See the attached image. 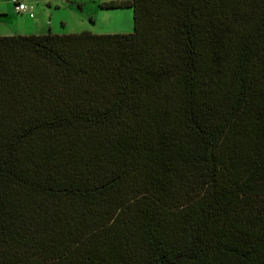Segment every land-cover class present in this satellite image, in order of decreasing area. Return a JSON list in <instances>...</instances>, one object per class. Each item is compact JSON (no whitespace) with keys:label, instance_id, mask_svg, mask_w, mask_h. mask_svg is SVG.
Here are the masks:
<instances>
[{"label":"trees","instance_id":"1","mask_svg":"<svg viewBox=\"0 0 264 264\" xmlns=\"http://www.w3.org/2000/svg\"><path fill=\"white\" fill-rule=\"evenodd\" d=\"M100 5L0 34V264H264V0Z\"/></svg>","mask_w":264,"mask_h":264},{"label":"rangeland","instance_id":"2","mask_svg":"<svg viewBox=\"0 0 264 264\" xmlns=\"http://www.w3.org/2000/svg\"><path fill=\"white\" fill-rule=\"evenodd\" d=\"M24 1L34 10V17L27 11H17L12 0H0V34L30 33L31 27L42 22L51 24L53 32L59 33L85 29L97 32L134 30L133 7L108 9L100 5L101 0Z\"/></svg>","mask_w":264,"mask_h":264},{"label":"built area","instance_id":"3","mask_svg":"<svg viewBox=\"0 0 264 264\" xmlns=\"http://www.w3.org/2000/svg\"><path fill=\"white\" fill-rule=\"evenodd\" d=\"M15 3V7L17 11H27L31 16H34V10L30 7V5L24 0H12Z\"/></svg>","mask_w":264,"mask_h":264},{"label":"crops","instance_id":"4","mask_svg":"<svg viewBox=\"0 0 264 264\" xmlns=\"http://www.w3.org/2000/svg\"><path fill=\"white\" fill-rule=\"evenodd\" d=\"M119 8H121V7H119ZM109 9V8H108ZM111 9V8H110ZM114 9V8H113ZM2 14H4V15H7V14H9V13H2ZM35 16V15H34ZM33 16V17H34ZM49 30H52L53 31V26L50 24H45V23H43L42 22V24L41 25H36V26H34V27H31V29H30V31L31 32H45V31H49Z\"/></svg>","mask_w":264,"mask_h":264}]
</instances>
